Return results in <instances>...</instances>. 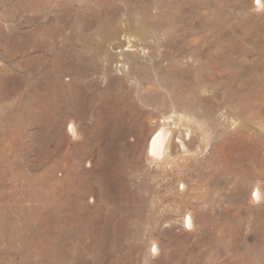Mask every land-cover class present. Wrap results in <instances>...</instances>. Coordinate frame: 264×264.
<instances>
[{
  "label": "rangeland",
  "instance_id": "obj_1",
  "mask_svg": "<svg viewBox=\"0 0 264 264\" xmlns=\"http://www.w3.org/2000/svg\"><path fill=\"white\" fill-rule=\"evenodd\" d=\"M261 1L0 0V264H264ZM131 44L153 81L199 83L193 108L158 81L145 105ZM75 78L61 118L56 82ZM173 113L195 149L148 163L156 122Z\"/></svg>",
  "mask_w": 264,
  "mask_h": 264
},
{
  "label": "bare ground",
  "instance_id": "obj_2",
  "mask_svg": "<svg viewBox=\"0 0 264 264\" xmlns=\"http://www.w3.org/2000/svg\"><path fill=\"white\" fill-rule=\"evenodd\" d=\"M256 1H257L256 4L259 8L263 6V3L261 0H256ZM133 3H135V2H133ZM156 3H157V1H156ZM149 12L150 11L147 9L144 10L145 15H147V16H149ZM127 21H129V20H127ZM118 29H119V27H115L114 32L113 31L112 32L117 34V32L119 31ZM129 47L131 49L130 51H132L131 53L128 54L130 61H131V64H132L131 68H133V69L138 68V69H141V71H143L142 74L141 73L138 74L139 76H137V81L140 83L142 81L143 83L149 84V86H150L149 90L147 91L146 94L143 95V98H142L143 102L145 103L146 106L154 105L157 102V100H159L158 94L150 92V89L154 87V83H156V81H158L160 83L159 86H161L164 90L170 89L168 92V95L171 97V99L175 103L179 104L180 106H182L184 108L185 107H187L188 109L193 108V104H191V101L189 102L188 92L193 91L195 86L196 87L199 86V83L193 84V85L188 84L186 86L187 91H185V93H184V92H182L183 90L181 91V89H180L182 87L179 86L181 83L178 84V86L174 85V89H171V87L169 85L171 83H168L169 80L166 81L161 74L160 75L158 74L157 80L153 81L152 77L148 73H146L147 71L144 70V67L141 65V59H142L141 48L135 44H131V45H129ZM210 55H211V52L209 51V54L207 55V57L210 58ZM190 73H191V71H189V74ZM77 82H78L77 78L71 79L70 83H68V84H65L63 81H60V80H57V82H56L55 96H56L57 102L55 105V110L60 114L61 118H64V117L69 116L71 114V107L69 106L70 100L67 101V99L65 98V95H66V93L68 94V92L70 93L72 91L78 90V89L74 88L75 84ZM147 118H152V116L148 115ZM186 118H185V116H181V115L179 116L176 113H173L171 115H163V116L158 118V121L156 122L157 125H155L156 126L155 131L151 135V138L149 139L148 144H147V152H146L145 159L148 163H152V164L157 163V165L158 164H168L170 162L174 163V160L179 155L193 153V150L195 149L194 148L195 142L193 139V129H192L193 127H192V124L191 125L188 124V121ZM60 122H61L60 120H57L56 123H57V127L59 128V130L61 132L62 126L60 125ZM192 123H194V122H192ZM78 125H80V124H78L75 119H73V118L69 119L67 127H66V129H67L66 134L72 140L75 139L78 135L77 134ZM196 125H197V123H196ZM200 130L203 131L201 126H200ZM79 133H80V131H79ZM59 135H60L59 136L60 138H59L58 143L60 144L61 140L63 138H62L61 133ZM198 149L199 148L197 147L196 150L198 151ZM196 150H195V152H197ZM68 152H69L68 148H65L64 150L58 149L57 154H59V159H58L59 168H61V166L64 165V161L67 159L66 157L68 155ZM73 170H74V166L71 164V166L65 171L64 178L58 180V184L60 185V187H59V189L56 190L57 194L61 195L64 191V187L69 185L71 182L74 185V182L72 181L73 177L71 175V174H73ZM75 182H76V180H75ZM259 194H260V192L258 193L256 190L255 196L257 199L259 198ZM69 197H71V196H69ZM34 213H35V210L29 212V214L31 216ZM185 224H187L189 227H191V225L193 224L190 215L187 216ZM153 249H155V247Z\"/></svg>",
  "mask_w": 264,
  "mask_h": 264
}]
</instances>
